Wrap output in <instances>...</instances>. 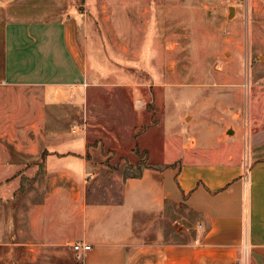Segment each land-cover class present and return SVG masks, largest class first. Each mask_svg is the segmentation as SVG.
Segmentation results:
<instances>
[{
  "label": "crops",
  "instance_id": "1",
  "mask_svg": "<svg viewBox=\"0 0 264 264\" xmlns=\"http://www.w3.org/2000/svg\"><path fill=\"white\" fill-rule=\"evenodd\" d=\"M3 32L0 264L77 241L92 246L81 264H264V100L252 101L249 128L239 120L213 145H190L172 125L182 157L158 160L164 146L146 139L153 120L137 131L136 122L124 147L98 129L89 134L91 90L131 85L91 59L99 47L86 22L67 13L11 19ZM137 147L165 168L125 179Z\"/></svg>",
  "mask_w": 264,
  "mask_h": 264
},
{
  "label": "rangeland",
  "instance_id": "2",
  "mask_svg": "<svg viewBox=\"0 0 264 264\" xmlns=\"http://www.w3.org/2000/svg\"><path fill=\"white\" fill-rule=\"evenodd\" d=\"M65 13L87 23L99 47L90 57L105 76L131 85L91 90L92 109L83 113L89 134L98 129L123 145L153 120L156 128L146 139L164 146L154 158L174 161L182 157L181 139L167 128L174 125L190 145H213L231 135L227 130H235L239 120L249 128L252 101L264 100V0H0V67L7 21L51 20ZM24 198L19 226L25 229ZM19 259V264L82 262L69 249L21 251Z\"/></svg>",
  "mask_w": 264,
  "mask_h": 264
},
{
  "label": "trees",
  "instance_id": "3",
  "mask_svg": "<svg viewBox=\"0 0 264 264\" xmlns=\"http://www.w3.org/2000/svg\"><path fill=\"white\" fill-rule=\"evenodd\" d=\"M139 133L135 135V138H138ZM137 153L140 155V160L137 164V168H134L133 164H127V167L124 172L125 179L134 177H141L145 169L152 168V169H164V165H154L149 162L148 159V151H141L139 147H137ZM22 191H24V187L22 186Z\"/></svg>",
  "mask_w": 264,
  "mask_h": 264
},
{
  "label": "built area",
  "instance_id": "4",
  "mask_svg": "<svg viewBox=\"0 0 264 264\" xmlns=\"http://www.w3.org/2000/svg\"><path fill=\"white\" fill-rule=\"evenodd\" d=\"M72 249L74 250V252L78 255L79 258L82 257V255L86 252L91 250L92 246L82 242V241H77L75 243H73L72 245Z\"/></svg>",
  "mask_w": 264,
  "mask_h": 264
}]
</instances>
